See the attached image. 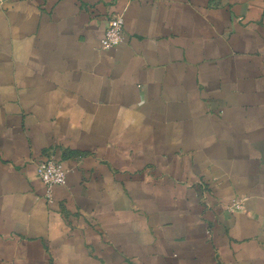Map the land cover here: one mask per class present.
<instances>
[{"label":"crops","instance_id":"crops-1","mask_svg":"<svg viewBox=\"0 0 264 264\" xmlns=\"http://www.w3.org/2000/svg\"><path fill=\"white\" fill-rule=\"evenodd\" d=\"M0 264H264V0H0Z\"/></svg>","mask_w":264,"mask_h":264},{"label":"built area","instance_id":"built-area-1","mask_svg":"<svg viewBox=\"0 0 264 264\" xmlns=\"http://www.w3.org/2000/svg\"><path fill=\"white\" fill-rule=\"evenodd\" d=\"M123 23L124 17L122 13L116 12L108 17L104 34L101 38V47L103 49L113 48L121 42ZM36 175L45 187L46 197L51 199L53 187L65 183L66 169L60 161L50 156L37 163Z\"/></svg>","mask_w":264,"mask_h":264}]
</instances>
